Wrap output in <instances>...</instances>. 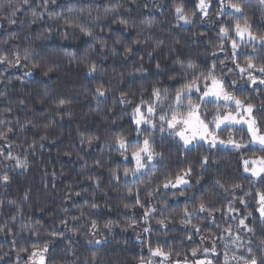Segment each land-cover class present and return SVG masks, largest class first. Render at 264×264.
I'll return each mask as SVG.
<instances>
[{
    "label": "trees",
    "instance_id": "16d2710c",
    "mask_svg": "<svg viewBox=\"0 0 264 264\" xmlns=\"http://www.w3.org/2000/svg\"><path fill=\"white\" fill-rule=\"evenodd\" d=\"M180 2L186 12H196L191 24L176 19L173 4ZM196 3L197 0H47V3L29 0V4H24L23 0H0V54L13 61L17 54L20 56L14 66L0 63V132L7 134L6 139H0L3 153L0 155V227L7 225L0 232V257H3L0 264H25L27 253H20L23 258L16 260L19 249L31 250L32 243L49 239L54 241L47 254L51 264H139L141 256H149V244L160 245L165 250L171 248L173 259L182 260L187 255L191 260L190 250L201 246L200 236L220 231L211 220L205 219L206 213L192 218L201 227L200 233L194 234L190 225L179 223L183 218L181 209L196 204L202 195H207L206 189L215 193L210 197L215 207L223 209L214 213L216 221H223V227L231 224L235 235L237 221L231 217H241L245 205L231 193L215 188L214 180L219 178L226 186L240 183L243 188L236 190L235 197L260 187L250 184L253 178L243 172L237 153L229 149L207 153L206 144L184 149L178 138L169 137L161 142L157 132L153 134L156 148L164 152V161L151 171L145 169L138 177H126L123 169L134 165L111 143L117 134L135 136L133 104L120 103L122 94L138 104L141 99H149L153 85L178 87L188 63L198 66L193 72L199 75L205 66L225 59L226 52L212 54L215 45L221 42L216 23L221 17L215 15V0L207 17L196 9ZM244 4L253 27L264 29L260 17L264 5L260 0H244ZM106 8L115 11L106 13ZM9 19L15 23L10 24ZM121 19L127 25L120 24ZM69 20L73 22L71 25L66 23ZM149 23L151 28L147 26ZM76 25L91 29L93 36H85ZM129 47L132 52L126 54ZM226 49L230 51V44L226 43ZM241 51L250 53L251 48ZM26 54L28 58L24 59ZM242 59L238 62L242 63ZM181 63L184 68L180 67ZM90 64L97 67L91 75L87 68ZM226 64L221 74L228 81L233 77L239 79V70L231 60ZM141 67L144 71H137ZM228 68L233 71L228 73ZM100 85L105 90L104 97L96 92ZM238 88L253 98L254 103L264 98L259 89L252 91L256 85L251 87L241 82ZM259 88L264 89V85ZM60 101L65 103L61 105ZM92 136L97 139L89 144ZM202 154H209L217 163L204 172L200 185L187 189L184 196H174L176 189L161 188L153 192L165 175L176 173ZM18 160L26 161L27 166H20ZM112 169H116L118 179L113 177ZM200 171L196 166L193 184L200 179L196 175ZM4 175L10 177L8 182L2 180ZM149 192H153L151 197L147 195ZM246 199L247 211H253L258 218L254 200ZM229 200L237 212L228 211ZM92 203L98 207L90 208ZM125 204L130 207L125 208ZM146 209H155L147 221L144 220ZM160 219H165L167 227L157 224ZM93 220L101 232L107 221L114 222L115 229L107 242L99 245L86 242L91 239L88 231ZM62 221L67 222V227ZM247 222L250 226L255 223L257 232L253 239L258 243L256 238L261 236L258 220L249 217ZM133 224L150 229L141 241L131 233L118 230ZM32 230H38L39 236L33 235ZM52 231L62 232L64 237H50ZM239 234L245 242L251 235L245 231ZM188 235H192L191 240L187 239ZM224 235L227 237V233ZM253 247L255 250V244ZM176 252L181 255L176 257Z\"/></svg>",
    "mask_w": 264,
    "mask_h": 264
},
{
    "label": "snow or ice",
    "instance_id": "6c2138e0",
    "mask_svg": "<svg viewBox=\"0 0 264 264\" xmlns=\"http://www.w3.org/2000/svg\"><path fill=\"white\" fill-rule=\"evenodd\" d=\"M135 2V0H133ZM217 17H221L216 21L219 24L217 36L220 43L215 45L213 55L216 51L226 52L225 59H219L218 62H213L211 65L205 66V70L201 71L199 75H195L193 70L198 66L194 63H188L185 70L183 82L179 83L178 87L174 89L161 88L155 85L152 86L149 94V99H141L139 103L131 102L127 99L126 95L122 94L120 103H132V123L135 125L133 131L135 136L129 138L123 134H117L113 137L111 143L125 160L132 163L134 166L125 167L123 169L124 176L138 177V174L144 172L145 169L151 171L155 169L158 164L162 163L165 159V154L158 151L154 139V133L160 134L161 142L168 139H177L184 149H191L194 145L203 147L208 145L207 153L212 150L229 149L239 155V161L242 166L243 172L248 173L251 179L250 184L255 186L259 184V188L254 190L244 191L243 196L235 197L236 190H240L243 186L240 183H232L227 185L221 182V179L214 180L215 188L223 190L224 193H231L234 199L239 203L245 205V212L241 217L233 216L231 219L236 220L235 235H233V226L228 224L226 227L222 226L223 221L217 222L214 213L222 212V208H216L212 203L211 196L215 195L212 189H206L207 195H202L193 206H185L181 209V216L183 217L179 223L185 227L191 226L195 233L201 232V227L192 222L193 217L198 218L199 213H206L205 219L211 220L219 229L217 232H209L207 235L201 236V246L191 248V257L187 255L181 259H173V250L171 248L165 250L164 247L156 245L153 247L151 244L148 246V257L141 256L139 264H231L235 261L236 264H264V98L260 99L259 103H254L253 98L244 94L239 90L238 85L241 82L244 85H256V91L259 89L260 93H264V89L259 86L264 85V29L257 30L251 23V18L246 15L244 0H215ZM24 4H29V0H23ZM47 3V0H45ZM213 0H197L195 5L196 9L203 14V17L209 15V9L212 7ZM260 4L264 5V0H260ZM173 8L178 21H183L185 24H191L192 18L196 12L185 10L183 2L174 3ZM15 9L12 15H16ZM115 11L114 9H105V12ZM33 15H36L33 12ZM202 17V18H203ZM261 21L264 22V8L260 13ZM9 23H15V20L9 19ZM72 24L71 20L66 21ZM120 24L127 25L126 20H119ZM80 27V31L85 36H93L91 29L76 25ZM149 28L152 24L147 25ZM101 47H103V42ZM119 43V41H117ZM139 43V41H137ZM226 43L230 44V51L226 49ZM251 48V52L241 51V49ZM132 48L126 49V54L131 53ZM27 54L24 59H27ZM242 59V63L238 62ZM20 59L17 54L15 60H9L5 55L0 54V63H9L13 66ZM231 60L235 69H238L239 79L233 77L231 81L226 79L223 73L224 68L227 67L226 61ZM257 60L260 62L257 63ZM36 65H33L35 67ZM156 67L159 69L160 65ZM181 68L185 66L181 63ZM89 75L97 71L95 64L87 66ZM51 71V69H49ZM137 71L143 72L144 69L138 68ZM228 73L233 71V68L227 69ZM189 73H192L189 76ZM169 79H175L174 76H169ZM237 88L233 91V88ZM96 92L99 97L105 96L103 85L97 87ZM65 101H60L63 105ZM212 105V108H209ZM11 131V128L8 129ZM167 133V136H164ZM7 134L0 132V139H6ZM44 137H41L43 139ZM95 136L89 139V144L96 140ZM251 152V156H246L244 153ZM259 153V155H256ZM3 153L0 152V155ZM11 159V153H9ZM17 163L26 167V161H17ZM217 163L211 159L209 154L199 155L192 163L179 169L174 174L165 175L164 179L157 184L153 192H158L161 188L172 190L176 189L174 196H184L187 189H191L196 185L201 184L204 172L212 164ZM198 166L201 171L196 175L200 179L192 183L193 173L195 167ZM114 178H117L116 169L111 170ZM10 177L4 175L2 180L8 182ZM153 192L147 195L151 197ZM132 192L129 190V195ZM251 197L255 202V212L259 213L258 218L254 217L253 211H247L249 201L246 199ZM15 203V201H9ZM136 203L139 204V197L137 196ZM144 207V205H140ZM165 206L168 207L167 202ZM98 205L92 203L90 208L95 209ZM125 208L130 205L125 204ZM155 209H146L144 213V220L147 221L151 212ZM228 211L237 212L233 206V201H228ZM81 215L84 212L81 211ZM249 217L253 220H258L261 231V236L256 238L258 243L253 237H256L257 227L255 223L252 226L247 222ZM15 219V217H13ZM73 219H78L74 217ZM67 227V222L62 221ZM135 223V222H133ZM113 221H107L104 228L111 230ZM157 224L167 227L165 219L157 220ZM97 222H91V228L96 229ZM7 225L0 227V232H4ZM75 231V229H73ZM144 231H150L145 228ZM245 231V234H251L247 241L239 233ZM33 235L39 236L38 230H32ZM227 233V237H225ZM50 237H64V233L59 231H52L49 233ZM187 239L191 240L192 235H188ZM211 240L209 246H204V242ZM217 240L223 241L224 251L221 253L218 250ZM229 241L231 243H229ZM54 241L49 239L43 243H32L31 250L21 247L17 252V258H20V253H27L28 259L25 264H51L46 260L47 254L50 253V244ZM15 244L16 241L13 240ZM89 243H101L100 241H89ZM255 244V250L253 245ZM231 253V255H230ZM5 256L8 253H4ZM181 253L176 252L175 256L179 257ZM222 256V262H221ZM199 257V258H198ZM3 259V257H0ZM93 262L96 261V255H92Z\"/></svg>",
    "mask_w": 264,
    "mask_h": 264
},
{
    "label": "rangeland",
    "instance_id": "374dc122",
    "mask_svg": "<svg viewBox=\"0 0 264 264\" xmlns=\"http://www.w3.org/2000/svg\"><path fill=\"white\" fill-rule=\"evenodd\" d=\"M243 84V83H242ZM249 86L253 87L255 85H251L249 84ZM248 174V173H247ZM113 228L111 230H108V229H104L102 232L96 228V229H92L90 228V230L88 231V234L91 236V239L87 240L86 242L89 244V245H99V244H102L104 242H107L109 240V236L112 234L111 231H113ZM115 229V228H114ZM145 228L143 227H140L138 228L135 224L133 225H130L128 227H125V228H118V230H120L122 233H131L134 235L135 239L137 241H141L142 240V236L144 235L145 231H144ZM226 237V236H225ZM200 243H201V236H200ZM100 241L101 243L99 244H96V243H89V241ZM212 243L211 240H207L204 242V246H209L210 244ZM217 245H218V250L223 253L224 251V247H223V241H220V240H217L216 241ZM229 243H231L229 241ZM149 253V252H148ZM231 255V253H230ZM21 258H23L22 256H20V258L18 259L16 257V260H20ZM199 258V257H198ZM46 260H47V257H46ZM221 262H222V256H221ZM231 264H236L235 261H232Z\"/></svg>",
    "mask_w": 264,
    "mask_h": 264
}]
</instances>
